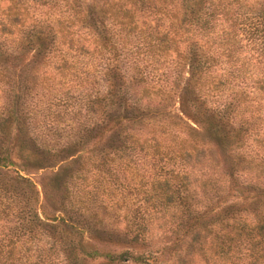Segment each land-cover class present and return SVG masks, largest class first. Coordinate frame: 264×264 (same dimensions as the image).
Wrapping results in <instances>:
<instances>
[{
    "label": "trees",
    "instance_id": "16d2710c",
    "mask_svg": "<svg viewBox=\"0 0 264 264\" xmlns=\"http://www.w3.org/2000/svg\"><path fill=\"white\" fill-rule=\"evenodd\" d=\"M29 2H62L81 30L34 27ZM77 3L0 0V264H159L156 229L179 259L264 264V0ZM75 85L85 121L53 142Z\"/></svg>",
    "mask_w": 264,
    "mask_h": 264
},
{
    "label": "rangeland",
    "instance_id": "374dc122",
    "mask_svg": "<svg viewBox=\"0 0 264 264\" xmlns=\"http://www.w3.org/2000/svg\"><path fill=\"white\" fill-rule=\"evenodd\" d=\"M62 2H58L56 6H51L49 5H43V6H39L37 4L32 5L31 2L27 3V11H28V16H32L33 18V22L31 25H33L36 28H52L53 30L61 27V26H68L70 29L73 30H81L82 27H80V23L79 22H74L73 24L68 25V19L71 16V11H69L67 9V7L62 5ZM80 7L81 10H85L86 6H88L90 4V0H78L77 3ZM138 20H142L145 19V17H138ZM146 20V19H145ZM31 21H25L24 24L29 26V23ZM106 27H111L113 28L112 25H110L109 23H105ZM85 58H82L79 62L78 65H82L85 62ZM164 66H166L164 64ZM166 67H161L159 70L155 71V75H159V76H165V73H163V71L165 72ZM186 69H183V76H184V71ZM55 82V81H54ZM100 83L98 82L97 84L95 83V86H100ZM69 85V82L65 83V87ZM55 88L57 89L58 87L55 86ZM83 90L82 86L77 87L76 85L73 86L72 88L69 89L68 91V102L70 103H74L73 101H76L75 104L73 105V107H71L69 109V111H67V113L64 114V116L62 117V119L66 120L67 122V126L64 127L61 130H58L57 132H53L50 136L51 141H58L60 143L64 142L65 140H77L75 137V133L77 132V129L80 128V123L85 121L86 115L83 111V109L81 108L79 111L76 110V106H79V102L78 100H81V91ZM170 104H173V107H170V112L172 110V112H175L176 109V103H174V100L170 101ZM58 110V109H56ZM53 120L52 123L55 124L57 123V120H61V124H62V119L60 117L54 116L55 114V109L53 110ZM167 111H169V109L167 108ZM171 112V113H172ZM55 126V125H53ZM183 129L182 127L180 128V130ZM105 135H107V133H105ZM72 137V138H70ZM91 142V141H90ZM81 144H82V139H81ZM78 146V145H77ZM89 146V145H87ZM80 147V145H79ZM79 147H75L76 149H72V150H79ZM85 150V148H84ZM76 152V151H75ZM54 170V168L52 169ZM25 173H27V175L29 177L32 178L33 181H35L37 188L39 189V185L38 182H42V184H47L50 182V179L52 178V175L50 173V169H28V171H25ZM61 173V172H60ZM21 174H24L23 172H21ZM39 200L41 201V208L44 212V214L51 216L54 214H57L58 212V208L57 205H55L54 200H58V198L51 196L48 198H40ZM101 215H98V219L97 221L100 219ZM78 220H81V218H78ZM95 219H88V222H97ZM110 218L108 217H103L101 222L98 224L99 225H105L106 224V229L109 232H113L111 230V228H113L114 230H118L120 231L123 228V223L122 221H120L116 226H110ZM95 224V223H94ZM100 226V227H101ZM63 230H65L64 232V236L63 238H80L79 234L74 233V231H69L67 229L62 228ZM123 231V230H122ZM88 233H82V237L81 238H88ZM98 238H106V237H98ZM112 238V239H110ZM115 237L110 236L109 237V241L115 243ZM128 239L129 238H125L124 241L117 243L119 245H117V247H113V246H108V245H103V244H99V243H95V246H98L99 248H102L103 250L105 249H110V250H120V249H124L126 246H128ZM148 240L150 239L151 242L154 244V247H157L159 250L162 248V250H160L162 252V254L158 257V262L159 264H204L203 260L201 258H199L196 254L194 253H190L189 255H187L184 259H179L176 257V254L173 251H170V249L172 248V246H176L180 244V240L182 238H173V235L171 234H166L164 233L161 229H156L153 231V237L152 238H147ZM136 250L138 252H143V250L145 248H141L139 245V242L136 243ZM159 255V254H158ZM102 262V258L94 256L93 258H85L83 260V264H101ZM212 262L213 264H225V260L222 257L219 258H212ZM227 264V263H226Z\"/></svg>",
    "mask_w": 264,
    "mask_h": 264
}]
</instances>
